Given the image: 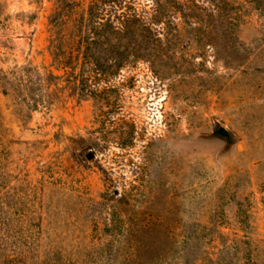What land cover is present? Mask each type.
Returning a JSON list of instances; mask_svg holds the SVG:
<instances>
[{
    "label": "rangeland",
    "instance_id": "374dc122",
    "mask_svg": "<svg viewBox=\"0 0 264 264\" xmlns=\"http://www.w3.org/2000/svg\"><path fill=\"white\" fill-rule=\"evenodd\" d=\"M0 264H264V0H0Z\"/></svg>",
    "mask_w": 264,
    "mask_h": 264
},
{
    "label": "water",
    "instance_id": "95a60500",
    "mask_svg": "<svg viewBox=\"0 0 264 264\" xmlns=\"http://www.w3.org/2000/svg\"><path fill=\"white\" fill-rule=\"evenodd\" d=\"M219 135H221L222 137H225L227 138L229 136V133L226 129H224L223 127H219L216 131ZM93 157V154L92 153H89L87 155V158L88 159H91Z\"/></svg>",
    "mask_w": 264,
    "mask_h": 264
}]
</instances>
